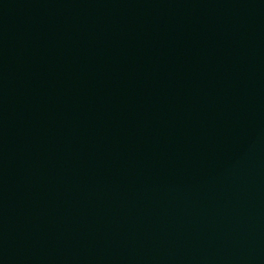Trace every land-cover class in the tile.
Listing matches in <instances>:
<instances>
[{
    "label": "water",
    "instance_id": "water-1",
    "mask_svg": "<svg viewBox=\"0 0 264 264\" xmlns=\"http://www.w3.org/2000/svg\"><path fill=\"white\" fill-rule=\"evenodd\" d=\"M0 264H264V0H0Z\"/></svg>",
    "mask_w": 264,
    "mask_h": 264
}]
</instances>
